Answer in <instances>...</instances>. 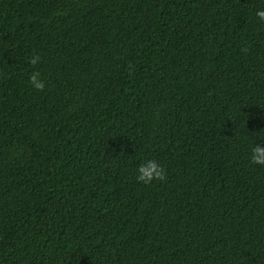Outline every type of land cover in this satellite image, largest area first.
<instances>
[{
    "label": "trees",
    "instance_id": "1",
    "mask_svg": "<svg viewBox=\"0 0 264 264\" xmlns=\"http://www.w3.org/2000/svg\"><path fill=\"white\" fill-rule=\"evenodd\" d=\"M258 9L0 0V264H264Z\"/></svg>",
    "mask_w": 264,
    "mask_h": 264
},
{
    "label": "clouds",
    "instance_id": "2",
    "mask_svg": "<svg viewBox=\"0 0 264 264\" xmlns=\"http://www.w3.org/2000/svg\"><path fill=\"white\" fill-rule=\"evenodd\" d=\"M256 16L259 20L264 21V9H258ZM40 56L33 54L31 57V64L33 66L40 63ZM39 71H33L29 77V82L32 87L38 91H42L45 88L44 82L40 78ZM251 162L254 164L264 165V143H257L251 147ZM165 176V170L163 167L153 159L142 161L136 169V180L150 184L155 180L163 179Z\"/></svg>",
    "mask_w": 264,
    "mask_h": 264
}]
</instances>
